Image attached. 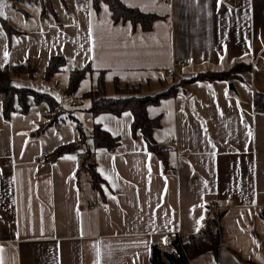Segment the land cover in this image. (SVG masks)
Wrapping results in <instances>:
<instances>
[{
	"label": "crops",
	"instance_id": "1",
	"mask_svg": "<svg viewBox=\"0 0 264 264\" xmlns=\"http://www.w3.org/2000/svg\"><path fill=\"white\" fill-rule=\"evenodd\" d=\"M9 1L0 0V67L34 65L32 78L13 74L12 85L48 93L57 108L31 94L21 111L16 97L5 119L0 103V264H151L154 244L167 249L163 233L201 229L210 197L222 212L220 245L185 264H264V111L253 107L254 91L264 94V0H120L159 17L146 30L113 23L103 1L98 10L63 2L58 16L49 7L52 18L18 4L47 0H14L11 18ZM3 20L16 32L7 35ZM59 54L64 63L44 80L48 58ZM235 61L250 70L232 81H193L146 105L159 119L153 139L168 147L165 168L140 131L131 134L129 111L93 116L82 96L101 71L108 92L114 78L156 92ZM86 64L75 93H64L69 72ZM75 120L83 146L91 148L92 123L119 140L113 151H92L100 191L78 167L83 146L54 155L79 142ZM41 152L50 158L38 161Z\"/></svg>",
	"mask_w": 264,
	"mask_h": 264
},
{
	"label": "trees",
	"instance_id": "2",
	"mask_svg": "<svg viewBox=\"0 0 264 264\" xmlns=\"http://www.w3.org/2000/svg\"><path fill=\"white\" fill-rule=\"evenodd\" d=\"M105 2L108 9L111 11V20L116 22H129L133 26L138 25L141 30L149 29L153 20L159 18L156 14L151 12H143L136 7H129L124 5L120 0H90L91 6L98 10L99 2ZM49 1L42 2V11L49 9ZM7 35L15 31L4 20L1 21ZM16 32V31H15ZM64 63L62 55H52L48 58L44 67L43 79H48L54 73L59 71L60 66ZM88 64L81 68H74L69 72L67 79V86L63 89L67 95H73L79 85L80 79L90 71ZM250 70V63L235 61L227 69L218 71L213 69H206L198 71L188 77L177 78L175 82H170L163 89L156 92H147L146 86L149 82L141 83H123L113 79L111 82V91H107V84L103 81L102 71L96 80L97 85L94 89H89L82 94L83 97L90 99V105L87 109L93 116L98 113L110 112L114 115H119L123 111H129L132 115L130 122L131 134L134 135L138 129L144 139L146 150L156 155L161 161L163 168L166 167L167 146H162L152 137V130L158 127L159 119L157 116L148 117L145 107L148 103H156L161 98L175 95L177 90H184L186 85L197 80H228L232 81L239 77L242 71ZM36 72L34 65L28 66L25 63L15 64L12 67L3 65L0 67V103L1 114L5 119L9 117V113L13 109L14 99L17 97L21 102V111L27 108L28 95H33L36 100H45L49 104V110L57 108V102L48 93H40L34 89L23 86H14L11 83L12 74H25L28 79L32 78ZM253 107L264 111V94L253 93ZM57 112V111H56ZM58 114V113H57ZM54 114V116H57ZM74 119V118H73ZM54 120L51 119L50 123ZM90 132L91 148L83 146L85 143V135L83 127L78 120H75L74 127L79 136V142L76 145H63L54 155H59L64 151H76L79 146H83V150L79 153V169L88 175V180L92 188L100 191L102 179L95 168V162L92 159V151L97 147L105 148L108 151H113L119 143L116 136H112L107 130H104L98 123H92ZM222 212H214L209 217V225L202 227L196 234L189 235L185 241H178L173 238L167 249H161L154 244L150 250L151 264H185L188 260L199 253L205 251H215L220 245V225L219 219Z\"/></svg>",
	"mask_w": 264,
	"mask_h": 264
},
{
	"label": "built area",
	"instance_id": "3",
	"mask_svg": "<svg viewBox=\"0 0 264 264\" xmlns=\"http://www.w3.org/2000/svg\"><path fill=\"white\" fill-rule=\"evenodd\" d=\"M88 2H90V0H83L84 4H87ZM167 74L171 75L170 72H167ZM36 157H37L38 161L48 160L50 158L48 152H41ZM206 208L209 211L210 215L202 217L200 219L199 225H201V228L209 225V219L208 218L211 217L212 213L220 211L219 206H218V201L215 197H210L206 200ZM173 238H176L178 241L182 242V241H185L187 239V235L184 232H182V233L181 232L163 233L162 239H161L162 245L167 247Z\"/></svg>",
	"mask_w": 264,
	"mask_h": 264
},
{
	"label": "rangeland",
	"instance_id": "4",
	"mask_svg": "<svg viewBox=\"0 0 264 264\" xmlns=\"http://www.w3.org/2000/svg\"><path fill=\"white\" fill-rule=\"evenodd\" d=\"M80 1H82V0H52V4H51L50 7H52V10H54V13L58 16L59 14L62 13L61 9L64 7L63 2H66V4L72 5V4H77ZM15 3L16 2L14 0L13 1H9V5L7 7V12H9V16L11 18H12V15L14 16V13H15L14 12V4ZM18 4L25 10L30 9L29 11L31 12V17L35 16L36 14L39 15V13H40L39 10L42 7L39 3H35V2H31V3L19 2ZM45 11H46L47 18H52L53 17V12L52 11H49L47 8L45 9ZM12 76H13V74H12ZM21 76H23V75H21ZM168 76H170V74Z\"/></svg>",
	"mask_w": 264,
	"mask_h": 264
},
{
	"label": "water",
	"instance_id": "5",
	"mask_svg": "<svg viewBox=\"0 0 264 264\" xmlns=\"http://www.w3.org/2000/svg\"><path fill=\"white\" fill-rule=\"evenodd\" d=\"M228 88L231 89V90L233 89L232 83L228 84Z\"/></svg>",
	"mask_w": 264,
	"mask_h": 264
},
{
	"label": "snow or ice",
	"instance_id": "6",
	"mask_svg": "<svg viewBox=\"0 0 264 264\" xmlns=\"http://www.w3.org/2000/svg\"><path fill=\"white\" fill-rule=\"evenodd\" d=\"M5 55H7V54H5Z\"/></svg>",
	"mask_w": 264,
	"mask_h": 264
}]
</instances>
